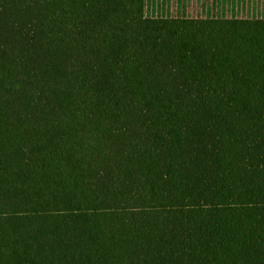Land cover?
Here are the masks:
<instances>
[{
  "label": "trees",
  "instance_id": "obj_1",
  "mask_svg": "<svg viewBox=\"0 0 264 264\" xmlns=\"http://www.w3.org/2000/svg\"><path fill=\"white\" fill-rule=\"evenodd\" d=\"M0 264H264V18L0 0Z\"/></svg>",
  "mask_w": 264,
  "mask_h": 264
},
{
  "label": "rangeland",
  "instance_id": "obj_2",
  "mask_svg": "<svg viewBox=\"0 0 264 264\" xmlns=\"http://www.w3.org/2000/svg\"><path fill=\"white\" fill-rule=\"evenodd\" d=\"M149 17H262L264 0H144Z\"/></svg>",
  "mask_w": 264,
  "mask_h": 264
}]
</instances>
